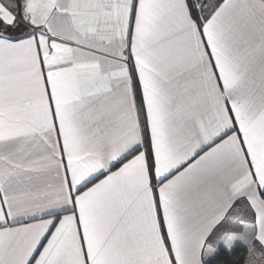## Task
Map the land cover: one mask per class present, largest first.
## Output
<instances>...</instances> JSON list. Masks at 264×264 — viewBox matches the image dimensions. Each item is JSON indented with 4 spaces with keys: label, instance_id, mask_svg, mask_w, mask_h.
<instances>
[{
    "label": "crops",
    "instance_id": "1",
    "mask_svg": "<svg viewBox=\"0 0 264 264\" xmlns=\"http://www.w3.org/2000/svg\"><path fill=\"white\" fill-rule=\"evenodd\" d=\"M202 7L0 0V264H264V0Z\"/></svg>",
    "mask_w": 264,
    "mask_h": 264
},
{
    "label": "trees",
    "instance_id": "2",
    "mask_svg": "<svg viewBox=\"0 0 264 264\" xmlns=\"http://www.w3.org/2000/svg\"><path fill=\"white\" fill-rule=\"evenodd\" d=\"M220 1L221 0H217V2ZM194 13L196 15L195 11ZM5 30L7 33H16L18 31L17 26H10ZM248 254V249L242 245L235 246L232 251L220 248L216 256L213 259L206 261L205 264H246Z\"/></svg>",
    "mask_w": 264,
    "mask_h": 264
},
{
    "label": "built area",
    "instance_id": "3",
    "mask_svg": "<svg viewBox=\"0 0 264 264\" xmlns=\"http://www.w3.org/2000/svg\"><path fill=\"white\" fill-rule=\"evenodd\" d=\"M190 2H191V5L194 9L201 11L203 8L202 6H203L205 0H190Z\"/></svg>",
    "mask_w": 264,
    "mask_h": 264
},
{
    "label": "rangeland",
    "instance_id": "4",
    "mask_svg": "<svg viewBox=\"0 0 264 264\" xmlns=\"http://www.w3.org/2000/svg\"><path fill=\"white\" fill-rule=\"evenodd\" d=\"M250 262H251V261H250ZM250 262H249L248 264H255V262H257V261H255V262H254V260H253V262H254V263H253V262H252V263H250Z\"/></svg>",
    "mask_w": 264,
    "mask_h": 264
}]
</instances>
